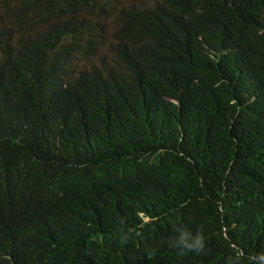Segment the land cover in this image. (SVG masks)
Listing matches in <instances>:
<instances>
[{"label":"trees","instance_id":"16d2710c","mask_svg":"<svg viewBox=\"0 0 264 264\" xmlns=\"http://www.w3.org/2000/svg\"><path fill=\"white\" fill-rule=\"evenodd\" d=\"M203 1L0 16V264H264V0Z\"/></svg>","mask_w":264,"mask_h":264},{"label":"clouds","instance_id":"9594fccd","mask_svg":"<svg viewBox=\"0 0 264 264\" xmlns=\"http://www.w3.org/2000/svg\"><path fill=\"white\" fill-rule=\"evenodd\" d=\"M174 3L181 4L185 6L187 9H191L197 13H200L203 6V0H169ZM40 2H44L47 4L55 5L57 7H64L70 12H67L62 16L63 19H68L73 17L75 20L82 21L85 24V16L83 13L78 11L75 13L70 6L68 0H65L63 3L60 0H29L26 3H19L17 0H0V16H2V23L1 25L7 26L10 24L9 17H14L17 15H28L36 10L39 6ZM52 2H54L52 4ZM113 13L105 16L102 21L106 22L109 21ZM86 25V24H85ZM74 63L78 66H83L85 68H91L94 66H110V63L106 57H104L101 53L92 52L89 49L82 48L80 50H76L74 52ZM113 68V67H112Z\"/></svg>","mask_w":264,"mask_h":264}]
</instances>
